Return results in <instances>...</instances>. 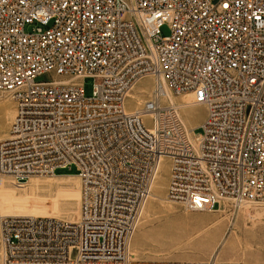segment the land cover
<instances>
[{
  "label": "built area",
  "instance_id": "obj_1",
  "mask_svg": "<svg viewBox=\"0 0 264 264\" xmlns=\"http://www.w3.org/2000/svg\"><path fill=\"white\" fill-rule=\"evenodd\" d=\"M165 85L206 107L193 132ZM0 93L16 104L0 175L76 166L82 183L77 221L0 217L3 264H241L143 260L130 243L165 158L187 211L264 206V0H0Z\"/></svg>",
  "mask_w": 264,
  "mask_h": 264
},
{
  "label": "rangeland",
  "instance_id": "obj_2",
  "mask_svg": "<svg viewBox=\"0 0 264 264\" xmlns=\"http://www.w3.org/2000/svg\"><path fill=\"white\" fill-rule=\"evenodd\" d=\"M31 30L27 27V31ZM162 32L168 36L171 30L165 25ZM50 79L48 74L38 78L39 81ZM153 85L152 78L138 83L132 91L136 96L128 100L130 110L140 108L149 99ZM84 86L86 96H92L94 80L85 79ZM171 95L174 103L181 107L180 115L186 127H198L205 117L206 107L195 104L192 94ZM15 112L14 100L0 93V140L8 135ZM57 173L56 176H32L23 185L0 175V217L36 215L77 221L81 211V182L75 176L77 167L59 169ZM168 177L169 162L164 161L130 243L136 258L200 262L216 257L222 262L264 264L263 205L244 202L233 210L225 203L216 211H187L182 204L167 199ZM154 194L159 198L154 200ZM224 236L227 241L218 249ZM1 250L0 244V264H3Z\"/></svg>",
  "mask_w": 264,
  "mask_h": 264
},
{
  "label": "bare ground",
  "instance_id": "obj_3",
  "mask_svg": "<svg viewBox=\"0 0 264 264\" xmlns=\"http://www.w3.org/2000/svg\"><path fill=\"white\" fill-rule=\"evenodd\" d=\"M154 85H155V82H154ZM154 85H153V88H154ZM137 86V85H136ZM135 86V87H136ZM151 89V92H150V95H151V93H152V91L154 90V89ZM134 90V89H133ZM162 92H163V95H165L168 99H170L172 102H174L173 101V99H172V95H171V91L168 89V87L165 85V87H163L162 88ZM136 93V92H135ZM135 93H130V98L131 97H135L136 95H135ZM174 94V93H173ZM166 98V99H167ZM139 100V99H138ZM140 103V102H139ZM194 103H195V100H194ZM195 104H198V103H195ZM177 105V104H176ZM177 107H178V109H179V112H180V105H177ZM191 113H194V110H192L191 111ZM15 116V115H14ZM13 119H14V117H13ZM204 119V118H203ZM203 121V120H202ZM202 123V122H201ZM200 123V124H201ZM195 129V128H194ZM190 131H192L193 129H189ZM193 132V131H192ZM164 161H168L169 162V160L167 159V158H165V159H163L162 160V162H161V165H162V163L164 162ZM160 165V166H161ZM169 171H170V164H169ZM52 176H56V175H52ZM75 176H77V178H79L78 180H80V177L76 174ZM80 182H81V180H80ZM156 182V181H155ZM82 184V183H81ZM152 195V194H151ZM151 197V196H150ZM153 198H154V200H156V199H158L159 198V195H156V194H154L153 195ZM155 202V201H154ZM80 213H81V211H80ZM3 216H5V215H3ZM15 216H36V215H15ZM80 218V217H79ZM79 220V219H78ZM226 241H227V237L226 236H224L222 239H221V241H220V243H219V247H218V249H220V247H222L223 246V244H225L226 243ZM214 258V257H213ZM216 258V257H215ZM218 259V258H217Z\"/></svg>",
  "mask_w": 264,
  "mask_h": 264
}]
</instances>
